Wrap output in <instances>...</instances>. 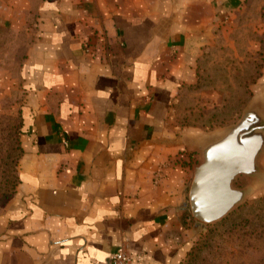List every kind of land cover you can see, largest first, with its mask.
I'll return each mask as SVG.
<instances>
[{
  "label": "crops",
  "instance_id": "obj_1",
  "mask_svg": "<svg viewBox=\"0 0 264 264\" xmlns=\"http://www.w3.org/2000/svg\"><path fill=\"white\" fill-rule=\"evenodd\" d=\"M244 28L264 34V0H0V100L16 95L23 148L0 264H93L120 249L180 264L188 143L205 133L182 113L216 31Z\"/></svg>",
  "mask_w": 264,
  "mask_h": 264
},
{
  "label": "rangeland",
  "instance_id": "obj_2",
  "mask_svg": "<svg viewBox=\"0 0 264 264\" xmlns=\"http://www.w3.org/2000/svg\"><path fill=\"white\" fill-rule=\"evenodd\" d=\"M215 42L204 52L198 66L201 79L187 97L182 120L196 116L204 132H218L237 122L254 97L263 75L264 34L253 28L216 31ZM256 39L259 45L253 44ZM13 55V54H12ZM11 55V56H12ZM15 94L0 100V215L12 205L18 190V167L23 155L22 117ZM212 111L211 117H207ZM205 118L207 123L201 122ZM215 118H225L217 124ZM192 119V117H191ZM209 120L211 122H209ZM192 176L187 188L189 247L180 264H264V173L256 180L246 175L236 178L234 186L247 194L224 218L206 223L192 214L189 191L194 166L201 157L195 151ZM264 169V155L260 158Z\"/></svg>",
  "mask_w": 264,
  "mask_h": 264
},
{
  "label": "water",
  "instance_id": "obj_3",
  "mask_svg": "<svg viewBox=\"0 0 264 264\" xmlns=\"http://www.w3.org/2000/svg\"><path fill=\"white\" fill-rule=\"evenodd\" d=\"M200 153L189 191L192 214L212 223L228 215L247 194L234 186L246 175L256 180L264 169V91L256 95L239 120L218 132H205L188 143Z\"/></svg>",
  "mask_w": 264,
  "mask_h": 264
},
{
  "label": "built area",
  "instance_id": "obj_4",
  "mask_svg": "<svg viewBox=\"0 0 264 264\" xmlns=\"http://www.w3.org/2000/svg\"><path fill=\"white\" fill-rule=\"evenodd\" d=\"M93 264H133V258L128 250L116 251L109 261L98 260Z\"/></svg>",
  "mask_w": 264,
  "mask_h": 264
}]
</instances>
